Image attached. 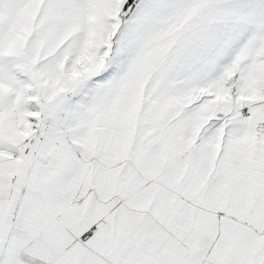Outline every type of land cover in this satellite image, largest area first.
I'll return each instance as SVG.
<instances>
[{"label":"snow or ice","instance_id":"1","mask_svg":"<svg viewBox=\"0 0 264 264\" xmlns=\"http://www.w3.org/2000/svg\"><path fill=\"white\" fill-rule=\"evenodd\" d=\"M0 264H264V0H0Z\"/></svg>","mask_w":264,"mask_h":264}]
</instances>
